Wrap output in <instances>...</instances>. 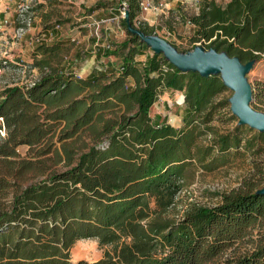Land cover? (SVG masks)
Here are the masks:
<instances>
[{
  "label": "trees",
  "instance_id": "trees-1",
  "mask_svg": "<svg viewBox=\"0 0 264 264\" xmlns=\"http://www.w3.org/2000/svg\"><path fill=\"white\" fill-rule=\"evenodd\" d=\"M141 1H125L131 26ZM220 1L198 0L182 18L189 50L253 64L264 53V0ZM121 26L125 39L105 53L119 58L116 68L81 78L60 68L59 42L40 43L30 53L36 81L0 94V264H88L69 258L83 239L105 248L92 264H264V194L255 185L213 207L160 215L189 170L263 154L264 132L237 124L219 75L180 71L161 54L139 63L144 44ZM136 30L153 33L144 24ZM250 89L255 111L264 82ZM165 91L181 94L178 128L150 118ZM232 121L224 132L212 125ZM83 132L89 147L75 145Z\"/></svg>",
  "mask_w": 264,
  "mask_h": 264
},
{
  "label": "rangeland",
  "instance_id": "rangeland-1",
  "mask_svg": "<svg viewBox=\"0 0 264 264\" xmlns=\"http://www.w3.org/2000/svg\"><path fill=\"white\" fill-rule=\"evenodd\" d=\"M125 1L0 0V61L13 65V68L0 67V94L7 88L23 87L36 81L39 72L31 67L30 53L40 43L59 42L63 46L58 60L60 68L69 69L81 78L116 68L119 58L105 53L116 49L125 39L121 26V19L124 18L120 17V13L126 11ZM197 2L198 0H142L141 3L148 4L149 7L147 10L140 9L133 26L129 27L136 29V26L144 24L153 31L149 38L167 46L178 55L187 56L194 52L193 49L189 50L187 44L191 29L183 25L176 12L193 10ZM83 24L89 26L81 27ZM152 53L154 49L144 44L143 56L138 57L137 61L145 62ZM244 81L249 87L257 82H264V53L250 66L244 75ZM163 93L165 94L160 99ZM163 93L152 106L150 118L153 117L154 122L164 121L165 124L178 128L184 113L181 94L169 91ZM224 95L231 99L233 93L228 91ZM255 105V112L264 115V98ZM235 124L236 121L227 124L212 123L220 132L231 130ZM82 142L88 147L92 145L87 132L79 136V142L75 145ZM25 150L24 147H18L16 152L23 157ZM251 185H255L254 188L258 191L264 189V153L255 156L243 154L212 172L189 170L172 204L160 215L165 219H173L180 216L189 205L213 207L220 202L223 194L242 191ZM103 251L105 248H99L95 239L78 240L70 249L69 258L72 263L83 260L92 264L102 258Z\"/></svg>",
  "mask_w": 264,
  "mask_h": 264
},
{
  "label": "water",
  "instance_id": "water-1",
  "mask_svg": "<svg viewBox=\"0 0 264 264\" xmlns=\"http://www.w3.org/2000/svg\"><path fill=\"white\" fill-rule=\"evenodd\" d=\"M124 22L129 33L136 35L141 43L153 48L155 54H162L165 60L178 70L193 71L202 76L219 75L223 85L233 93L231 99H228L229 110L238 120L237 124L246 125L257 132H264V115L250 109L251 89L244 81V75L249 71L252 62L241 65L235 58H228L222 53L216 54L213 51H203L200 47L193 48L194 52L187 56L178 55L167 46L149 38L150 36H144L136 29H131L126 11ZM258 193L264 194V189L259 190Z\"/></svg>",
  "mask_w": 264,
  "mask_h": 264
},
{
  "label": "built area",
  "instance_id": "built-area-1",
  "mask_svg": "<svg viewBox=\"0 0 264 264\" xmlns=\"http://www.w3.org/2000/svg\"><path fill=\"white\" fill-rule=\"evenodd\" d=\"M124 6H125V5H124ZM139 6H140V9H141V10H147V8L149 7L148 4L143 5V3H140ZM124 9H125V8H124ZM124 11H125V10H123V12L120 13V17H121V18H124V14H125ZM4 136H5V127H4V124H3L2 118H0V140H1L2 138H4Z\"/></svg>",
  "mask_w": 264,
  "mask_h": 264
},
{
  "label": "crops",
  "instance_id": "crops-1",
  "mask_svg": "<svg viewBox=\"0 0 264 264\" xmlns=\"http://www.w3.org/2000/svg\"><path fill=\"white\" fill-rule=\"evenodd\" d=\"M196 9H197V4L194 6L193 10H189V11H187V12H185V13L176 12V14H177V17L180 18V19L182 20V18L185 17V14H188V13H194V12H196ZM184 25H185V24H184ZM88 26H89L88 24H83V25H81V27H88ZM186 26H187V25H186ZM188 28L191 29L190 26H188ZM190 31H191V30H190ZM169 92H170V91H169ZM164 94H165V93H163L162 96H160V99H162V97L164 96ZM165 102H166V101H165ZM151 108H152V107H151ZM151 108H150V110H151ZM152 120H154L153 117H152Z\"/></svg>",
  "mask_w": 264,
  "mask_h": 264
}]
</instances>
